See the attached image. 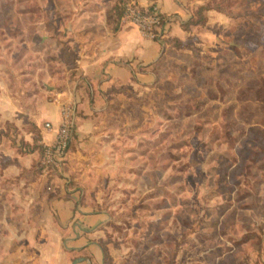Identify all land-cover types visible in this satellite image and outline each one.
<instances>
[{
	"label": "rangeland",
	"instance_id": "obj_1",
	"mask_svg": "<svg viewBox=\"0 0 264 264\" xmlns=\"http://www.w3.org/2000/svg\"><path fill=\"white\" fill-rule=\"evenodd\" d=\"M124 1L103 0L135 25ZM92 7L0 0V140L26 151L33 132L38 148L74 64L66 16ZM183 26L148 75L107 98L95 135L73 138L62 170L40 149L34 165L46 188L62 178L105 213V264H264V0H204ZM12 199L0 264H71L46 211Z\"/></svg>",
	"mask_w": 264,
	"mask_h": 264
},
{
	"label": "crops",
	"instance_id": "obj_2",
	"mask_svg": "<svg viewBox=\"0 0 264 264\" xmlns=\"http://www.w3.org/2000/svg\"><path fill=\"white\" fill-rule=\"evenodd\" d=\"M93 7L66 16L69 25L64 27L68 49L75 53L74 64L62 70L61 108L49 118L55 125L62 118V109L70 107L74 113V140L86 144V137L95 135L101 111L107 108V98L123 87L138 82L143 74L164 53L170 37L183 39V23L193 15L198 3L204 0H138L140 5L157 3L165 23L161 40L144 35L140 29L123 18L114 20L107 12L103 0H92ZM73 69L74 75L69 76ZM4 115V112H2ZM18 130L21 125L18 123ZM54 132L47 129L38 140L51 141ZM29 150H18L4 138L0 140V220L8 209L16 208V201H24L40 211H46L47 224L54 226L59 240L65 242L72 255L71 264H105L96 236L105 213L90 210L80 200V189L69 187L62 178H55L53 188L45 187L50 179L36 167L40 150L34 146L33 132H26ZM18 143V142H17ZM33 202V203H32ZM10 218V217H9ZM45 221V220H44ZM27 222V221H25Z\"/></svg>",
	"mask_w": 264,
	"mask_h": 264
},
{
	"label": "built area",
	"instance_id": "obj_3",
	"mask_svg": "<svg viewBox=\"0 0 264 264\" xmlns=\"http://www.w3.org/2000/svg\"><path fill=\"white\" fill-rule=\"evenodd\" d=\"M124 18L133 22L144 35L152 39H162L165 19L159 4L151 3L144 6L140 5L138 0H125ZM45 127L54 132V137L51 141L43 142L42 161L46 169L51 166L62 170L74 138L73 109L64 107L60 123L55 125L51 121H46ZM48 188L53 187L49 185Z\"/></svg>",
	"mask_w": 264,
	"mask_h": 264
},
{
	"label": "trees",
	"instance_id": "obj_4",
	"mask_svg": "<svg viewBox=\"0 0 264 264\" xmlns=\"http://www.w3.org/2000/svg\"><path fill=\"white\" fill-rule=\"evenodd\" d=\"M41 136L42 135H40L39 137H38V139L37 140H40V138H41ZM34 141L36 142V139L34 138ZM39 145H38V148L42 151L43 150V142H40V143H38Z\"/></svg>",
	"mask_w": 264,
	"mask_h": 264
}]
</instances>
